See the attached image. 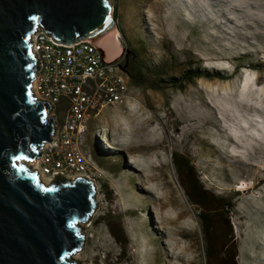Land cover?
<instances>
[{
    "label": "rangeland",
    "instance_id": "rangeland-1",
    "mask_svg": "<svg viewBox=\"0 0 264 264\" xmlns=\"http://www.w3.org/2000/svg\"><path fill=\"white\" fill-rule=\"evenodd\" d=\"M107 2L119 34L117 61L123 64L122 49L133 51L146 67L157 69L150 80L164 83L154 90L129 82L133 108H108L89 122V152L98 172L96 208L77 224L82 242L70 259L76 264H206L197 209L170 158L179 153L204 188L233 199L229 219L236 264H264V0ZM195 68L227 78L165 83ZM99 135L110 137L114 149L103 146ZM144 176L155 180L144 186ZM245 187L250 189L242 192ZM171 191L187 213L178 221L184 229L180 240L168 220L178 210L160 211L157 201L171 198ZM254 200L257 207L248 209Z\"/></svg>",
    "mask_w": 264,
    "mask_h": 264
},
{
    "label": "water",
    "instance_id": "water-1",
    "mask_svg": "<svg viewBox=\"0 0 264 264\" xmlns=\"http://www.w3.org/2000/svg\"><path fill=\"white\" fill-rule=\"evenodd\" d=\"M114 24L107 0H0V264H76L77 224L96 208L95 169L45 185L25 163L42 156L56 129L51 105L32 93L29 38L43 31L67 46L93 43Z\"/></svg>",
    "mask_w": 264,
    "mask_h": 264
},
{
    "label": "built area",
    "instance_id": "built-area-1",
    "mask_svg": "<svg viewBox=\"0 0 264 264\" xmlns=\"http://www.w3.org/2000/svg\"><path fill=\"white\" fill-rule=\"evenodd\" d=\"M29 42L36 61L32 93L51 105L48 116H54L56 128L53 142L40 149L35 171L50 183L54 174L73 179L88 168L96 170L89 152V122L108 108H133L128 75L117 58L107 60L89 40L67 46L36 31Z\"/></svg>",
    "mask_w": 264,
    "mask_h": 264
},
{
    "label": "trees",
    "instance_id": "trees-1",
    "mask_svg": "<svg viewBox=\"0 0 264 264\" xmlns=\"http://www.w3.org/2000/svg\"><path fill=\"white\" fill-rule=\"evenodd\" d=\"M124 72L128 75L130 82L135 87L148 86L151 89L159 90L162 88V80L154 81L152 78L158 75L157 69H149L139 59V56L129 51V62L123 61L121 65ZM154 76V77H153ZM220 77L217 74L208 75L205 72H199L198 69H188L180 79L170 78L165 83L177 86L181 80H191L194 77ZM159 83V84H157ZM111 141V138L108 137ZM171 162L176 172L179 185L191 205L197 210L203 235V254L206 264H236V249L234 237L232 234V225L229 219V212L233 209L232 198H223L215 196L212 192L204 188L200 182L191 162L182 154L171 153ZM262 164V162L258 163Z\"/></svg>",
    "mask_w": 264,
    "mask_h": 264
},
{
    "label": "bare ground",
    "instance_id": "bare-ground-1",
    "mask_svg": "<svg viewBox=\"0 0 264 264\" xmlns=\"http://www.w3.org/2000/svg\"><path fill=\"white\" fill-rule=\"evenodd\" d=\"M118 37H119V34L117 32L116 29L112 28L109 32H107L105 35L101 36L100 38H98L96 41L97 45L100 47V49L103 50L104 52V55L106 57V59H115L116 57L119 56V53H120V45H119V42H118ZM94 41V42H95ZM101 138V143H103V146L107 147V148H113L114 149V146L113 144L110 142V140H107L106 138H103V137H100ZM229 144V140H228V143L227 145ZM231 158V157H229ZM129 161L133 164H135L133 158H129ZM29 168H31L32 170L35 171L36 169V160L35 162L33 163H29V164H26ZM130 167V166H129ZM132 169V168H131ZM138 170V169H136ZM248 171V170H247ZM135 172V171H134ZM38 174V173H37ZM40 176V175H39ZM205 178V177H204ZM40 180L45 184V185H48L49 182L47 180H45L42 176H40ZM155 180L154 177H150V176H144L143 177V185L145 186L146 184H148L149 182ZM138 184H140L138 182ZM170 187V186H169ZM254 188V187H253ZM145 189V188H144ZM248 189H250V187H245L244 189H241L242 192H246ZM146 190V189H145ZM149 191V190H148ZM146 192L148 193V195H151L150 192ZM167 195V194H166ZM164 197V196H163ZM169 198V200H168ZM166 197L165 199H159L157 200L158 201V206H159V210H163L165 208H173V210H178V214L173 217V218H170L168 219L170 222H172V225L174 227V229L172 230V234L174 235L175 237V240H180L181 238V233L184 232L181 227H179V219L180 218H184L186 217V211L182 209V206H181V203H180V200L177 196H174V193L171 191V198L170 197ZM255 198V197H254ZM171 201H173L175 204L174 206L171 204ZM256 201L254 200L253 203H250L249 206H248V209H251V208H256L257 207V204L255 203ZM246 205V204H245ZM247 206V205H246ZM247 209V208H246ZM244 210V209H243ZM251 211V210H250ZM248 216H252V214L247 211L246 212ZM245 214V213H244ZM167 220V221H168ZM190 221V220H189ZM189 231V230H188ZM189 232L193 233V229H191ZM193 246V245H192ZM196 248V247H195Z\"/></svg>",
    "mask_w": 264,
    "mask_h": 264
},
{
    "label": "flooded vegetation",
    "instance_id": "flooded-vegetation-1",
    "mask_svg": "<svg viewBox=\"0 0 264 264\" xmlns=\"http://www.w3.org/2000/svg\"><path fill=\"white\" fill-rule=\"evenodd\" d=\"M123 61L128 64L129 62V54H125L124 57H123Z\"/></svg>",
    "mask_w": 264,
    "mask_h": 264
},
{
    "label": "snow or ice",
    "instance_id": "snow-or-ice-1",
    "mask_svg": "<svg viewBox=\"0 0 264 264\" xmlns=\"http://www.w3.org/2000/svg\"><path fill=\"white\" fill-rule=\"evenodd\" d=\"M18 159H19V157H18Z\"/></svg>",
    "mask_w": 264,
    "mask_h": 264
}]
</instances>
